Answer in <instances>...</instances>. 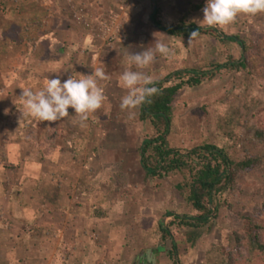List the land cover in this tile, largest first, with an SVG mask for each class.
I'll return each instance as SVG.
<instances>
[{"label": "rangeland", "instance_id": "1", "mask_svg": "<svg viewBox=\"0 0 264 264\" xmlns=\"http://www.w3.org/2000/svg\"><path fill=\"white\" fill-rule=\"evenodd\" d=\"M128 3L130 0H112V12L96 24H84L91 29L92 37L105 45L100 67L112 74L121 70V75L126 68L125 52L152 48L156 40L169 44L175 55H157L149 66L153 77L166 78L180 69L209 71L229 63L213 79L185 87L176 96L168 145L187 153L214 144L225 149L235 162L250 157L260 162L238 174L236 187L223 190L214 203L209 202L213 212L205 225L197 228L181 224L185 217L200 214L189 201V190L180 188L192 180L190 172L176 171L165 177L147 174L142 143L157 137L158 132L153 123L141 119V106L121 109L127 90L108 75L110 79L101 82L107 99L89 115L84 126L76 120L79 116L72 108L66 117L68 123L64 118L36 126V120L20 122L22 118L15 115L9 122L12 132L16 128L13 136L17 135L11 136L10 142L17 146L8 151V141L0 140V239L14 233L24 236L27 244L36 238L51 244L60 241L65 248L68 245L70 253L78 251L79 260L86 255L88 264H142L143 259L150 264H229L228 252L237 246L236 232L244 225L243 214H254L264 227V141L257 137V131L264 128V13L241 14L229 25L214 26L221 37L202 35L190 42L189 37L155 32V38L143 45L145 49L136 45L122 52L125 68L119 69L114 54L103 64L107 54L114 53L108 48L129 33L142 31L152 37L154 32L147 20L141 22L124 11ZM206 3L152 0L147 12L150 17L156 7L157 19L168 27H206L202 22ZM136 23L139 26L134 29ZM225 35L245 41L246 48L240 40L223 38ZM243 60L248 61L246 67L240 66ZM94 68L89 67L88 74ZM133 70L137 69L133 66ZM4 88L1 80L0 95ZM2 111L0 108V118L14 111L26 116L19 108H8L4 114ZM35 127L47 131V138L38 139ZM72 133H82L86 138L73 139ZM68 214L75 220L68 219ZM42 218L49 223L41 222ZM64 227H72L70 235L66 236ZM42 228L44 236L38 234ZM88 245H99L103 253L88 252ZM252 253L244 251L248 257ZM5 257L0 248V264ZM251 264L264 261L258 259Z\"/></svg>", "mask_w": 264, "mask_h": 264}, {"label": "crops", "instance_id": "2", "mask_svg": "<svg viewBox=\"0 0 264 264\" xmlns=\"http://www.w3.org/2000/svg\"><path fill=\"white\" fill-rule=\"evenodd\" d=\"M117 1L121 3L123 0ZM111 2L112 0H0V81L2 80L6 84V88L2 90L3 94L0 95V108L3 110V114L8 108H21L18 97L22 94L23 89L31 88L38 91L43 88L48 79L60 78L63 83L72 76L79 78L80 75H90V73L88 74L89 67H100L102 48L105 45L100 39L93 38L91 29L87 30L84 24L86 22L96 24L108 14V11L112 12ZM151 2L152 0H130L129 6L125 5L123 8H125L124 11L129 12V15L131 14V18L138 17L142 20L141 22L147 20V26L154 30V32L150 31L153 34L152 37L145 33L141 34L142 31H140L136 35L129 33L126 37L119 38L113 48H108V52L113 50L114 53L112 52L110 56L107 54L103 64L107 63V60L114 54L113 57L119 65L118 68H125L121 55H127L128 52L125 54L122 52L136 45L145 49L143 45L155 38V32H166L153 22L155 11H157L156 7L153 14L148 16L147 8ZM135 25L132 26L134 29L139 26L138 23ZM223 37L229 38L232 35ZM114 48L118 50L115 51ZM86 54L89 56L87 57ZM145 70L147 74H152L149 67L143 69V71ZM119 72L115 71L112 74L107 71L106 74L120 81ZM153 78L155 82L165 79L158 75ZM14 115L24 118V121L20 119V122H25L28 118L36 120L26 113V116L23 115V117L18 111L9 112L5 115L6 117L0 118V128H2L0 140L8 141V145L5 146L8 151L14 150L17 146V143L10 142V137L13 136L16 128L12 132L8 125L9 122H12L11 120H14ZM67 119L69 118H66L65 121L68 123ZM35 122L36 126H39V123L47 125L54 123L38 120ZM36 128L35 134L38 139L47 138V131L44 132L40 128V131H37ZM14 136L17 137L16 134ZM71 138L83 139L86 138V135L72 133ZM141 156L143 160L142 148ZM66 216L68 219L75 220L71 214ZM2 218L0 217V220ZM45 220L47 219H40L41 222ZM46 223L48 224L49 221ZM66 224L69 226V223ZM42 226L45 227L43 224ZM64 228V231L67 232L66 236L70 235L69 230L72 227ZM42 233H44L43 228L38 234L42 236ZM42 239L36 238L32 240L33 244H27L24 236L16 237L14 233L7 234L5 239H0V248L5 252V258H7L2 261V264H88L86 255L81 256L79 260L78 251L75 253L74 250L70 253L68 245L65 248L60 241L57 244H51ZM86 250L90 253L97 251L98 255L102 252L99 245H88ZM94 256L92 255L91 258ZM142 264H150V262L143 259Z\"/></svg>", "mask_w": 264, "mask_h": 264}, {"label": "trees", "instance_id": "3", "mask_svg": "<svg viewBox=\"0 0 264 264\" xmlns=\"http://www.w3.org/2000/svg\"><path fill=\"white\" fill-rule=\"evenodd\" d=\"M157 13L158 10L155 12L153 22L171 36L191 38L193 32L199 31L196 37L202 35L221 37L219 30L214 26L205 27L196 26V24H191L190 27H187L188 24L175 27L165 26L157 19ZM229 39L240 40L234 36ZM241 44L246 48L245 41H241ZM247 62L243 60L240 66L246 67ZM227 66L229 63L218 64L216 69L209 71L180 69L172 72L165 79L155 82L154 86L158 88V93L141 106V119L144 122L153 123L158 132L157 137L148 138L142 146V162L147 174L153 177H165L176 171L190 172L192 180L180 185V188L189 190V201L200 214L181 220V224L186 226L200 228L205 225L213 212L209 202L214 203L218 194L223 190L236 187L238 174L260 162L257 157L235 162L225 149L214 144L199 146L187 153L168 145L176 96L185 87L199 86L205 79H213L223 67ZM257 137L264 141V128L257 131ZM172 216L180 218L175 214ZM243 219L242 229L236 232L237 246L228 252L229 264H241L243 260L244 264H251L258 259L264 261V227L255 219L254 214H243ZM165 230L168 231L166 228ZM176 246L174 244L175 249ZM246 250L253 252L252 255L246 256L244 254ZM177 264L180 262L177 261Z\"/></svg>", "mask_w": 264, "mask_h": 264}, {"label": "clouds", "instance_id": "4", "mask_svg": "<svg viewBox=\"0 0 264 264\" xmlns=\"http://www.w3.org/2000/svg\"><path fill=\"white\" fill-rule=\"evenodd\" d=\"M203 12L202 22L207 26H226L233 23L238 15L264 13V0H207ZM198 35L199 31L193 32L190 42ZM157 55L170 58L175 52L169 44L156 40L152 48L127 53L126 68L120 75L121 86L127 90L121 100L122 110L136 109L158 93L153 76L143 71L155 62ZM133 66L137 70H133ZM109 79L102 67L94 68L90 75H80L79 78L72 76L63 83L60 78L48 79L38 91L23 89L18 97L20 111L38 121L56 122L68 117V110L72 108L79 116L81 126H84L89 115L106 101L101 82Z\"/></svg>", "mask_w": 264, "mask_h": 264}, {"label": "water", "instance_id": "5", "mask_svg": "<svg viewBox=\"0 0 264 264\" xmlns=\"http://www.w3.org/2000/svg\"><path fill=\"white\" fill-rule=\"evenodd\" d=\"M187 27H190V26H187Z\"/></svg>", "mask_w": 264, "mask_h": 264}, {"label": "built area", "instance_id": "6", "mask_svg": "<svg viewBox=\"0 0 264 264\" xmlns=\"http://www.w3.org/2000/svg\"><path fill=\"white\" fill-rule=\"evenodd\" d=\"M110 30V29H109Z\"/></svg>", "mask_w": 264, "mask_h": 264}]
</instances>
